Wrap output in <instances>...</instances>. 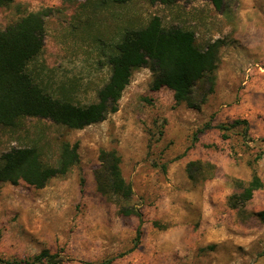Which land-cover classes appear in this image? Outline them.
Here are the masks:
<instances>
[{
    "label": "rangeland",
    "instance_id": "1",
    "mask_svg": "<svg viewBox=\"0 0 264 264\" xmlns=\"http://www.w3.org/2000/svg\"><path fill=\"white\" fill-rule=\"evenodd\" d=\"M39 10L47 11L44 47L26 70L54 98L95 102L124 32L153 16L194 31L200 49L220 41L216 83L192 108L177 104L168 88L152 91V72L139 67L117 111L101 122L70 129L28 117L0 126V153L36 147L56 165L67 141L78 144L80 158L42 188L0 184V257L28 260L46 250L63 264H264V0H226L220 11L208 0H14L0 7V30ZM201 92L194 89L196 103ZM236 119L248 122L246 134L243 125L230 126ZM112 149L132 185L127 204L143 214L137 242L138 217L119 214L98 190L100 152ZM196 160L214 164L213 177L196 170L190 178L187 165ZM253 172L262 188L231 205L234 180L248 181Z\"/></svg>",
    "mask_w": 264,
    "mask_h": 264
},
{
    "label": "trees",
    "instance_id": "2",
    "mask_svg": "<svg viewBox=\"0 0 264 264\" xmlns=\"http://www.w3.org/2000/svg\"><path fill=\"white\" fill-rule=\"evenodd\" d=\"M126 3L131 0H112ZM180 0H148L150 4L171 5ZM215 10H222L226 0H208ZM14 0H0V7H9ZM46 10L27 12L16 22L0 30V126L13 128L23 118L48 119L54 124L70 129H82L103 121L108 114L118 109L123 90L128 85L131 73L139 67H147L153 75L152 91L165 87L172 91L174 101L199 108L208 95L214 91L219 61L220 41L215 40L200 49L195 33L176 25L165 27L159 16H153L145 26L126 30L116 44V53L108 57L111 73L105 84L98 90L97 99L88 105H77L54 98L46 93L26 70L28 62L44 47ZM202 87L196 103L193 92ZM243 125L246 134L249 124L245 119H236L230 126ZM210 128L207 124L193 137ZM226 130L223 125L218 126ZM78 144L63 142L58 162L50 165L43 161L36 147L11 148L0 153V184H17L23 181L35 188H42L54 177L65 175L79 163ZM100 164L96 170L98 190L112 200L118 212L124 216L135 215L139 219L135 241L141 235L142 212L129 206L133 196L130 182L121 173L120 156L117 151L101 150ZM209 172L213 177L216 166L200 160L191 161L187 172L193 178L194 171ZM236 192L230 197L233 206L250 200L255 191L263 186L260 177L253 172L250 180H234ZM264 219V211L258 213ZM63 264L57 254L41 251L32 259H3L0 264Z\"/></svg>",
    "mask_w": 264,
    "mask_h": 264
}]
</instances>
